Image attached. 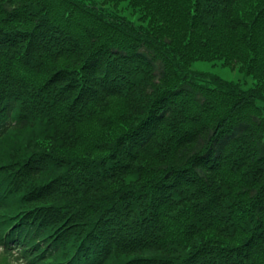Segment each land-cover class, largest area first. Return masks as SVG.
<instances>
[{
	"label": "trees",
	"instance_id": "16d2710c",
	"mask_svg": "<svg viewBox=\"0 0 264 264\" xmlns=\"http://www.w3.org/2000/svg\"><path fill=\"white\" fill-rule=\"evenodd\" d=\"M0 248L264 264V0H0Z\"/></svg>",
	"mask_w": 264,
	"mask_h": 264
},
{
	"label": "rangeland",
	"instance_id": "374dc122",
	"mask_svg": "<svg viewBox=\"0 0 264 264\" xmlns=\"http://www.w3.org/2000/svg\"><path fill=\"white\" fill-rule=\"evenodd\" d=\"M129 12V11H128ZM194 67L200 70L212 71L220 76L231 79V80H241L246 82V85H250L252 83V79L248 76H243L240 72L236 69H232L231 67H223L218 62L217 64H213L210 61H196L194 63ZM9 263V258L5 255L3 250L0 248V264ZM10 264V263H9ZM13 264H21L20 262H14Z\"/></svg>",
	"mask_w": 264,
	"mask_h": 264
}]
</instances>
